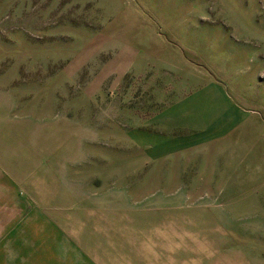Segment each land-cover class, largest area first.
Wrapping results in <instances>:
<instances>
[{
    "label": "rangeland",
    "instance_id": "1",
    "mask_svg": "<svg viewBox=\"0 0 264 264\" xmlns=\"http://www.w3.org/2000/svg\"><path fill=\"white\" fill-rule=\"evenodd\" d=\"M0 264H264V0H0Z\"/></svg>",
    "mask_w": 264,
    "mask_h": 264
}]
</instances>
